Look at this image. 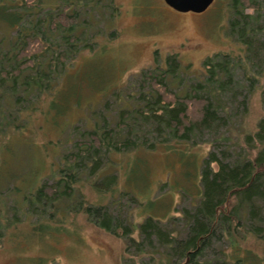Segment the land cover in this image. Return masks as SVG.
I'll list each match as a JSON object with an SVG mask.
<instances>
[{
	"label": "trees",
	"instance_id": "1",
	"mask_svg": "<svg viewBox=\"0 0 264 264\" xmlns=\"http://www.w3.org/2000/svg\"><path fill=\"white\" fill-rule=\"evenodd\" d=\"M115 8L114 0H0V23L17 30L0 51V142L21 133L15 122L22 116L39 112L55 125L69 105L77 104V97L63 95L75 75L66 66L78 46L95 54L97 46L115 38L116 31L107 34L103 27L95 33L97 16ZM228 10L227 35L238 52L207 57L203 81L184 94L168 83L181 69L172 54L165 68L142 73L137 92L120 102L115 114L93 116V129L58 159L56 181L37 187L20 204L23 217L35 219L33 235L42 239L39 228L45 227L48 236L54 225L64 227L61 220L82 215L96 229L126 242L124 250L135 245L141 253L146 243L158 255L157 264H264V83L259 84L264 80V0H229ZM258 87L263 116L246 134L244 154L232 159L225 152L220 158L211 152L187 153L195 140L226 126L227 109L243 90L242 102L248 104ZM40 104L47 109L40 111ZM159 149L184 164L195 191L196 203L182 211L183 238L146 212L154 205L148 191L136 193L125 184L120 190L116 184L115 173L121 170L125 178L142 177L148 164L137 155ZM118 156L127 158L124 165ZM110 169L116 172L108 173ZM120 194L145 199L141 212L147 217L138 225L126 224L111 209ZM104 199L109 202H100ZM4 230L0 221V239ZM134 234L142 241L136 242ZM214 243L219 254H207Z\"/></svg>",
	"mask_w": 264,
	"mask_h": 264
},
{
	"label": "rangeland",
	"instance_id": "2",
	"mask_svg": "<svg viewBox=\"0 0 264 264\" xmlns=\"http://www.w3.org/2000/svg\"><path fill=\"white\" fill-rule=\"evenodd\" d=\"M228 5L229 0H214L202 13H181L170 7L167 0H114V11L97 16L95 33L103 27L107 34L116 31V35L112 40L107 39V44H100L104 50L97 46L95 54L85 51L82 45L77 47V54H71L66 67L75 75L67 80L63 95L66 99L77 97V104L69 105L64 114L56 118L55 125L52 118L41 116L39 112L31 113L29 118L22 116L15 122L21 133L10 134L0 142V180H3L0 181V221L5 228L0 239V264L159 262L158 255L146 243L142 244L144 251L141 253L135 245H127L124 250L126 242L96 229L82 215L61 220L62 228L53 224L48 236L45 235V227L39 228L38 232H43L42 239H39L32 232L35 219L23 217V209L19 206L25 202V196L37 187L56 181L58 159L70 152L82 135L93 129V116L100 113L108 117L109 111L112 112L111 117L120 102L137 92L143 72L157 66L165 68L166 58L175 54L181 69L177 79L171 77L168 83L174 91L184 94L191 85L203 81V62L207 57L216 53H237L239 46L227 35ZM88 21L90 23L91 18ZM16 31L0 23V51H4ZM259 82L263 84L264 80ZM245 92L243 90L237 101L229 105L226 126L215 135L204 134L201 139L195 140L193 148L188 146L191 150L187 153L206 156L211 152L220 158L225 152L236 159L247 151L244 138L263 116V108L259 87L248 104L242 102ZM118 97L122 98L121 101ZM39 107L40 111L47 109L43 104ZM137 156L148 164L142 177L129 174L125 178L122 170L115 173V169H110L108 173L118 175L116 184L120 190L125 184L126 189L136 193L146 194L148 191L154 205L146 212H152L165 229L174 230L179 238L185 237L182 211L191 210L196 201L195 191L191 190V183L187 181L189 175L187 177L183 173L184 164L161 149L139 152ZM126 159L116 157L122 165ZM211 167L216 169L215 164ZM89 191L86 186L83 188L85 197L91 195ZM100 202L106 204L109 200ZM113 202L116 205L111 209L128 225H138L147 217L144 211L141 212L145 199L133 201L130 195L120 194ZM133 237L136 242L142 241L136 234ZM219 251V244L214 243L207 254L218 255ZM257 251L260 256L262 253Z\"/></svg>",
	"mask_w": 264,
	"mask_h": 264
},
{
	"label": "water",
	"instance_id": "3",
	"mask_svg": "<svg viewBox=\"0 0 264 264\" xmlns=\"http://www.w3.org/2000/svg\"><path fill=\"white\" fill-rule=\"evenodd\" d=\"M173 1L175 8L181 13H202L206 11L214 0H167Z\"/></svg>",
	"mask_w": 264,
	"mask_h": 264
},
{
	"label": "flooded vegetation",
	"instance_id": "4",
	"mask_svg": "<svg viewBox=\"0 0 264 264\" xmlns=\"http://www.w3.org/2000/svg\"><path fill=\"white\" fill-rule=\"evenodd\" d=\"M167 4H168L170 7H172V8H174V7H175V5H174L173 1H169Z\"/></svg>",
	"mask_w": 264,
	"mask_h": 264
}]
</instances>
